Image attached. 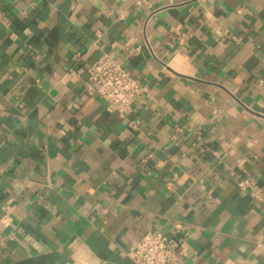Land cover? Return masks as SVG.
<instances>
[{
    "label": "crops",
    "instance_id": "obj_1",
    "mask_svg": "<svg viewBox=\"0 0 264 264\" xmlns=\"http://www.w3.org/2000/svg\"><path fill=\"white\" fill-rule=\"evenodd\" d=\"M108 53L144 91L85 89ZM264 0H0V264H264Z\"/></svg>",
    "mask_w": 264,
    "mask_h": 264
},
{
    "label": "built area",
    "instance_id": "obj_2",
    "mask_svg": "<svg viewBox=\"0 0 264 264\" xmlns=\"http://www.w3.org/2000/svg\"><path fill=\"white\" fill-rule=\"evenodd\" d=\"M86 74L85 89L102 97L110 111L126 113L144 91L142 81L108 53H103L91 64ZM238 186L249 190L256 201L264 199V191L254 179L240 178ZM179 245V237H169L159 229H151L126 253L135 264H183Z\"/></svg>",
    "mask_w": 264,
    "mask_h": 264
}]
</instances>
